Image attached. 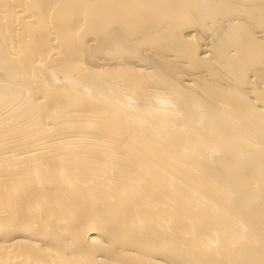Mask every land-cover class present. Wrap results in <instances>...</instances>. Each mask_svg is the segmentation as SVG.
I'll use <instances>...</instances> for the list:
<instances>
[{"label":"bare ground","instance_id":"6f19581e","mask_svg":"<svg viewBox=\"0 0 264 264\" xmlns=\"http://www.w3.org/2000/svg\"><path fill=\"white\" fill-rule=\"evenodd\" d=\"M0 264H264V0H0Z\"/></svg>","mask_w":264,"mask_h":264}]
</instances>
